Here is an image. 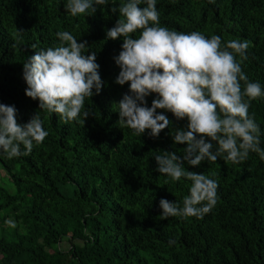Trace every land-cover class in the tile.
Instances as JSON below:
<instances>
[{
    "label": "trees",
    "instance_id": "16d2710c",
    "mask_svg": "<svg viewBox=\"0 0 264 264\" xmlns=\"http://www.w3.org/2000/svg\"><path fill=\"white\" fill-rule=\"evenodd\" d=\"M125 2L109 0L94 14L73 17L67 0H0V103L15 106L20 124L38 112L49 133L28 156L9 160L0 152V264H264V160L255 152L239 164L185 161V170L218 183L217 203L203 218L160 217L161 199L182 207L190 195L192 182L161 175L155 160L160 151L183 156L187 145L175 144L172 131L188 122L157 110L172 121L158 138L119 127L113 105L130 86L115 82L123 39L107 40L106 32L119 19L111 9ZM156 7L160 26L170 30L218 35L222 44L247 40L242 71L264 89V0H156ZM61 31L87 41L85 55L96 52L104 84L67 123L40 110L23 79V64L58 45ZM156 98L147 97V106ZM248 114L264 149V97L250 101Z\"/></svg>",
    "mask_w": 264,
    "mask_h": 264
},
{
    "label": "clouds",
    "instance_id": "9594fccd",
    "mask_svg": "<svg viewBox=\"0 0 264 264\" xmlns=\"http://www.w3.org/2000/svg\"><path fill=\"white\" fill-rule=\"evenodd\" d=\"M108 3L67 0L65 10L73 17L91 15L97 6ZM142 3L146 6L140 7ZM111 11H118L119 19L107 30V40L123 39L122 50L114 58L120 68L115 82L130 86V94L113 105L118 108V125L138 136L150 130L151 137L158 138L172 121L157 110L172 113L177 121L187 120L186 130L172 131L175 144L187 145L183 156L160 151L155 160L161 175L191 181L190 195L184 197L182 207L161 199L160 217L203 218L217 203L218 183L205 174L185 170V161L198 167L205 160L215 162L223 157L239 164L250 152L264 160L259 126L248 114L250 101L264 97V89L258 82H249L241 67L249 43L233 39L222 44L218 35L207 38L198 31L183 33L160 26L156 0H126ZM57 36L58 45L35 52L23 64V79L26 96L38 100L40 110L54 112L67 123L80 116L85 98L100 94L104 84L96 52L84 54L87 41L78 42L68 31ZM241 81L245 82L243 90ZM152 94L157 98L148 107L146 98ZM89 115L83 112L84 122ZM48 134L38 112L20 124L15 106L0 103V152L7 159L30 155L34 144L42 143ZM5 224L15 226L11 219ZM174 243L169 240V244Z\"/></svg>",
    "mask_w": 264,
    "mask_h": 264
},
{
    "label": "rangeland",
    "instance_id": "374dc122",
    "mask_svg": "<svg viewBox=\"0 0 264 264\" xmlns=\"http://www.w3.org/2000/svg\"><path fill=\"white\" fill-rule=\"evenodd\" d=\"M1 175H3V173L1 172V169H0V176H1ZM3 179H4V181L6 180L5 178H1V177H0V183L2 182ZM67 245H68V244L64 242V243L62 244V247H63L64 249H66Z\"/></svg>",
    "mask_w": 264,
    "mask_h": 264
}]
</instances>
